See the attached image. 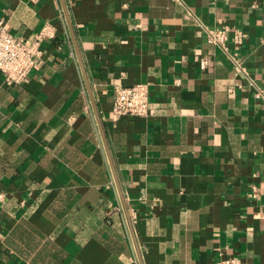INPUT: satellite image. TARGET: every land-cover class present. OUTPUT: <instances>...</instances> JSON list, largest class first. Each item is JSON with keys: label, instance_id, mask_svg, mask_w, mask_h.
Listing matches in <instances>:
<instances>
[{"label": "crops", "instance_id": "crops-1", "mask_svg": "<svg viewBox=\"0 0 264 264\" xmlns=\"http://www.w3.org/2000/svg\"><path fill=\"white\" fill-rule=\"evenodd\" d=\"M64 2L124 200L60 0H0L54 31L27 82L0 72V264H264V0ZM138 82L148 114L115 116Z\"/></svg>", "mask_w": 264, "mask_h": 264}, {"label": "built area", "instance_id": "built-area-1", "mask_svg": "<svg viewBox=\"0 0 264 264\" xmlns=\"http://www.w3.org/2000/svg\"><path fill=\"white\" fill-rule=\"evenodd\" d=\"M203 31L206 41L213 47L227 52L228 31L224 27H211L197 22ZM54 36L53 27L45 24L28 38L23 39L12 34L5 26L4 19L0 18V72L10 83H24L42 54V43ZM237 35H233L237 42ZM231 59L239 67L235 56ZM210 60L206 56L198 58L200 69H205ZM256 98L264 101V93L257 89ZM148 84L138 82L128 86H117L114 89L112 112L115 116L144 117L148 114ZM1 198V195H0Z\"/></svg>", "mask_w": 264, "mask_h": 264}, {"label": "water", "instance_id": "water-1", "mask_svg": "<svg viewBox=\"0 0 264 264\" xmlns=\"http://www.w3.org/2000/svg\"><path fill=\"white\" fill-rule=\"evenodd\" d=\"M60 2H61V5H62V9H63L65 20H66L67 25H68V29H69L70 36H71V39H72V43H73V46H74V49H75V52H76V56H77V59H78L79 65H80V69L82 71V75H83V79H84V82H85V85H86V89L88 91V94H89V97H90V100H91V103H92V107H93V110H94L96 121H97L99 130H100L102 141H103V144H104V147H105V151H106V154H107V157H108V161H109V164H110V167H111L113 179L115 181L118 194H119L120 198L123 201L124 200V196H123L122 191L120 189V186L118 184L115 168H114V165H113V162H112V158H111V155H110L107 143H106V138H105V135H104V132H103V129H102V125H101V122H100V119H99V115H98V112H97V109H96V105L94 103V99H93V96H92V87L90 86V84L88 82V79L86 77L84 65H83V62H82V58H81V55H80L78 44L76 42V37H75L74 31H73V28H72V24L70 22V17L68 15L66 4H65L64 0H60ZM124 207H125V205H124Z\"/></svg>", "mask_w": 264, "mask_h": 264}]
</instances>
